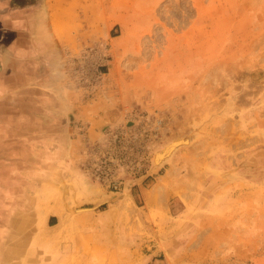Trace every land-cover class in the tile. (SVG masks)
Returning a JSON list of instances; mask_svg holds the SVG:
<instances>
[{
  "label": "rangeland",
  "instance_id": "obj_1",
  "mask_svg": "<svg viewBox=\"0 0 264 264\" xmlns=\"http://www.w3.org/2000/svg\"><path fill=\"white\" fill-rule=\"evenodd\" d=\"M37 5L68 24L38 26L60 112L30 131L55 128L63 145L26 199L52 226L21 248L29 261L9 264H264V0Z\"/></svg>",
  "mask_w": 264,
  "mask_h": 264
},
{
  "label": "crops",
  "instance_id": "obj_2",
  "mask_svg": "<svg viewBox=\"0 0 264 264\" xmlns=\"http://www.w3.org/2000/svg\"><path fill=\"white\" fill-rule=\"evenodd\" d=\"M39 1L0 0V23L6 24L0 27V88L6 87L3 91L0 89V99L7 97V105H13L9 116H6L9 120L6 131L2 133L0 130V145L5 148L4 151L0 149V166L3 167V172L16 177L19 182L6 184L0 179V255L8 257V264L15 262V256L23 257L20 262L29 261L25 250L30 246L32 232H47L52 226L46 217V224L39 228L38 223L32 219L26 199L30 198L31 188L36 190L40 187L43 176L51 170L48 169L51 163L47 152L58 150L63 145L58 140L59 134L55 128L50 130L48 127H37L36 131H30L34 126L33 119L58 118L56 113L60 112L56 105H52L54 100L48 98L47 91L44 90L48 77L55 70L47 63L44 36L38 29L42 22H51L54 29L59 28L53 20L54 13L59 11H52V17L47 20L37 8ZM62 23L65 29L68 21L64 20ZM15 24L20 26L16 29ZM2 135L6 137L3 138ZM23 150L27 151L23 154ZM14 164L18 165L16 170H9ZM75 188L77 196H82L79 180ZM45 203L39 202V210L36 211L38 216L45 215L41 207ZM61 204L63 208V203ZM57 211L62 213V209ZM16 215L24 216L21 219L23 221L26 217L28 221H20L16 226ZM52 217L59 219L57 212ZM40 244L44 245L43 242ZM15 246H18L17 249Z\"/></svg>",
  "mask_w": 264,
  "mask_h": 264
},
{
  "label": "bare ground",
  "instance_id": "obj_3",
  "mask_svg": "<svg viewBox=\"0 0 264 264\" xmlns=\"http://www.w3.org/2000/svg\"><path fill=\"white\" fill-rule=\"evenodd\" d=\"M62 12L63 11L61 9V10H59V12L54 13V15H53L54 24H56L55 26L59 25V28L55 27V31H57L60 34H63L65 32V29H64L63 23H62L65 19H64V16L61 14ZM181 143H189V138H186V139L180 140V141H178L176 143H172L171 145H168L166 147V149H164L163 151H161L157 155V162H160L161 160H163V158L169 156L175 150V148L177 147V145H179ZM156 153H155V155H156ZM65 208H66V206H65ZM24 221L26 222V221H28V219L25 217L24 218ZM22 253H21V255H22Z\"/></svg>",
  "mask_w": 264,
  "mask_h": 264
}]
</instances>
